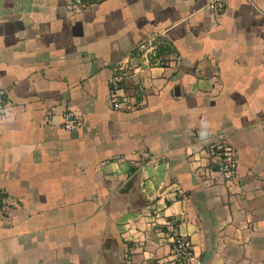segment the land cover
<instances>
[{"label":"crops","instance_id":"crops-1","mask_svg":"<svg viewBox=\"0 0 264 264\" xmlns=\"http://www.w3.org/2000/svg\"><path fill=\"white\" fill-rule=\"evenodd\" d=\"M70 2L0 0V264H169L177 235L191 264H264V0ZM156 34L165 65L116 109L120 61Z\"/></svg>","mask_w":264,"mask_h":264},{"label":"built area","instance_id":"built-area-1","mask_svg":"<svg viewBox=\"0 0 264 264\" xmlns=\"http://www.w3.org/2000/svg\"><path fill=\"white\" fill-rule=\"evenodd\" d=\"M105 0H71L69 8L74 12H80L103 2ZM209 9L214 12H223L225 4L223 0H210ZM160 36L153 35L143 40L138 46V53L134 56L123 58L117 72L111 79V102L116 109H123L130 105V100L121 95L129 78L135 72L148 68L163 67L165 64L158 54ZM12 104L5 91H0V120L5 116L3 108ZM83 125V117L73 109H68L63 115V128L67 131H77ZM205 153L214 168L227 180H235L238 177V156L225 143L210 142L205 147ZM193 261V245L189 238L177 235L172 240L169 264H191Z\"/></svg>","mask_w":264,"mask_h":264}]
</instances>
